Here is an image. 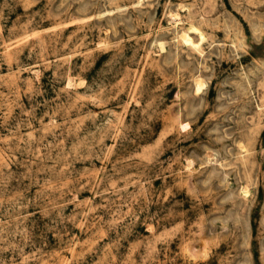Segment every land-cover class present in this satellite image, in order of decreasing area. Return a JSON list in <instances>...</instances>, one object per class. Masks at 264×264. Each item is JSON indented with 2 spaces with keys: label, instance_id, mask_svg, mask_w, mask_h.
Here are the masks:
<instances>
[{
  "label": "rangeland",
  "instance_id": "rangeland-1",
  "mask_svg": "<svg viewBox=\"0 0 264 264\" xmlns=\"http://www.w3.org/2000/svg\"><path fill=\"white\" fill-rule=\"evenodd\" d=\"M0 264H264V0H0Z\"/></svg>",
  "mask_w": 264,
  "mask_h": 264
},
{
  "label": "bare ground",
  "instance_id": "bare-ground-1",
  "mask_svg": "<svg viewBox=\"0 0 264 264\" xmlns=\"http://www.w3.org/2000/svg\"><path fill=\"white\" fill-rule=\"evenodd\" d=\"M191 30H197L196 27L192 26L190 27ZM197 32V31H196ZM182 38L184 39L185 42H191L190 36L187 33H183L182 34ZM202 38H204V36L202 35ZM205 39V38H204ZM203 40V39H202ZM188 44V43H187ZM72 81V80H71ZM70 83V82H69ZM204 83L203 82H198V87L197 90L198 92L201 91V89L203 88ZM68 86H70V84H68ZM183 126V125H182ZM185 126V125H184ZM246 192V191H245Z\"/></svg>",
  "mask_w": 264,
  "mask_h": 264
}]
</instances>
